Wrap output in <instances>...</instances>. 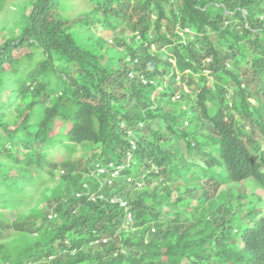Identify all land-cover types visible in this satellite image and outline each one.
<instances>
[{
	"label": "trees",
	"instance_id": "16d2710c",
	"mask_svg": "<svg viewBox=\"0 0 264 264\" xmlns=\"http://www.w3.org/2000/svg\"><path fill=\"white\" fill-rule=\"evenodd\" d=\"M74 1L0 29V264H264V0Z\"/></svg>",
	"mask_w": 264,
	"mask_h": 264
},
{
	"label": "rangeland",
	"instance_id": "374dc122",
	"mask_svg": "<svg viewBox=\"0 0 264 264\" xmlns=\"http://www.w3.org/2000/svg\"><path fill=\"white\" fill-rule=\"evenodd\" d=\"M27 1L28 0H7L6 6L3 9H0V29L5 28L6 26L7 27H10V26L18 27L17 25H15V23L18 21H23L24 14L28 12L29 5L27 4ZM90 10L91 8L85 3L84 0H75L73 2L72 7L67 12L70 15V18L74 19V18L80 17L81 15H84ZM105 36L109 41L114 39L112 34L110 33H105ZM252 64H254V62ZM229 68L235 71L242 72V67H240V65H236V62L233 60L229 62ZM248 183L250 184L251 181H248ZM239 187H240L239 185H237L236 187L233 186V189L236 190L237 193H239L238 192ZM247 193L248 194L244 196V199L242 202L247 203L249 206H253L254 210L251 213L252 218L263 216L264 215V187L262 186V184L255 183L254 187L249 189ZM234 195L236 196L235 193ZM32 203L33 204L31 207H23L24 213L27 216V218L30 215H33L32 208L34 206L38 205V207L43 208V209L46 207V204H44L41 198V193L35 196L34 201H32ZM234 204L236 205L237 202H235ZM50 210L51 209H49V211ZM17 211H18V207L17 208L9 207L6 213L8 216L14 219ZM35 237H37V235L33 236V238Z\"/></svg>",
	"mask_w": 264,
	"mask_h": 264
},
{
	"label": "clouds",
	"instance_id": "9594fccd",
	"mask_svg": "<svg viewBox=\"0 0 264 264\" xmlns=\"http://www.w3.org/2000/svg\"><path fill=\"white\" fill-rule=\"evenodd\" d=\"M112 41V40H111ZM132 143H133V148H135V143L133 142V141H131ZM129 158L127 159V164H129L130 165V163H132V164H134L135 163V159H133L134 158V155H133V153L132 152H129ZM111 163H114L115 164V162L114 161H111ZM140 184V183H139ZM114 199H116V201H114V202H116V203H119L121 206H124L125 208H128V202L126 201V200H124V199H121V198H114ZM123 203H125V204H123ZM129 214H131L132 215V212L130 211V212H127L126 213V218H127V223H129V222H132L133 221V219H132V221H130L129 220V217H128V215ZM132 218H133V215H132ZM154 230V229H153Z\"/></svg>",
	"mask_w": 264,
	"mask_h": 264
},
{
	"label": "built area",
	"instance_id": "2783aa9c",
	"mask_svg": "<svg viewBox=\"0 0 264 264\" xmlns=\"http://www.w3.org/2000/svg\"><path fill=\"white\" fill-rule=\"evenodd\" d=\"M110 165L113 166V165H115V164H114V163H110ZM117 172H118V170H116V171L113 173V176H114ZM112 201H116V199H113ZM123 204H125V203H123ZM128 217H129V220L132 221V219H133V218H132V215L129 214Z\"/></svg>",
	"mask_w": 264,
	"mask_h": 264
}]
</instances>
